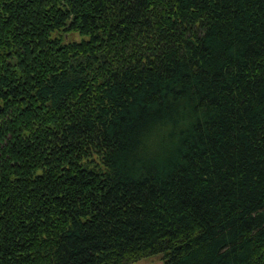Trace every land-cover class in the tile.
Segmentation results:
<instances>
[{
    "label": "trees",
    "instance_id": "16d2710c",
    "mask_svg": "<svg viewBox=\"0 0 264 264\" xmlns=\"http://www.w3.org/2000/svg\"><path fill=\"white\" fill-rule=\"evenodd\" d=\"M264 264V0H0V264Z\"/></svg>",
    "mask_w": 264,
    "mask_h": 264
},
{
    "label": "rangeland",
    "instance_id": "374dc122",
    "mask_svg": "<svg viewBox=\"0 0 264 264\" xmlns=\"http://www.w3.org/2000/svg\"><path fill=\"white\" fill-rule=\"evenodd\" d=\"M160 259L156 256L139 260L136 264H159Z\"/></svg>",
    "mask_w": 264,
    "mask_h": 264
}]
</instances>
